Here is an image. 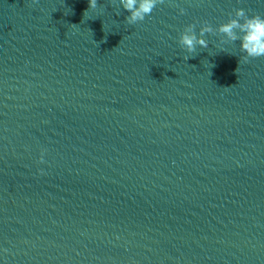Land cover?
<instances>
[{"label": "water", "instance_id": "obj_1", "mask_svg": "<svg viewBox=\"0 0 264 264\" xmlns=\"http://www.w3.org/2000/svg\"><path fill=\"white\" fill-rule=\"evenodd\" d=\"M237 7L0 0V264H264V56L177 43Z\"/></svg>", "mask_w": 264, "mask_h": 264}, {"label": "clouds", "instance_id": "obj_2", "mask_svg": "<svg viewBox=\"0 0 264 264\" xmlns=\"http://www.w3.org/2000/svg\"><path fill=\"white\" fill-rule=\"evenodd\" d=\"M117 2L120 8L127 12L124 17L125 21L132 25L144 20L159 0H117ZM96 8L97 0H87V8L83 11V17L87 16L89 10ZM178 11L183 14L184 9L179 8ZM205 33L220 34L219 43L214 45L220 51H224L225 44L238 41V47L242 53L238 58V63L248 58L264 56V16L259 14H248L243 8L237 7L226 20L218 23L215 28L207 22H202L194 31V25L189 23L179 32L177 43L187 54H192L197 47L204 49L209 46V41L204 38ZM191 56L186 55L184 59L187 60ZM38 159L42 160V155Z\"/></svg>", "mask_w": 264, "mask_h": 264}]
</instances>
